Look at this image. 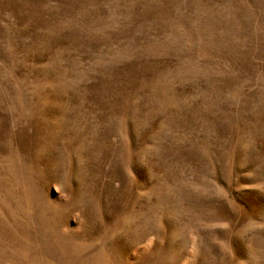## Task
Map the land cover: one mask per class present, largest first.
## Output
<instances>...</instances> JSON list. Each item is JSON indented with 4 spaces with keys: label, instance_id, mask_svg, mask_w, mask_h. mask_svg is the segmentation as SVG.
I'll list each match as a JSON object with an SVG mask.
<instances>
[{
    "label": "rangeland",
    "instance_id": "1",
    "mask_svg": "<svg viewBox=\"0 0 264 264\" xmlns=\"http://www.w3.org/2000/svg\"><path fill=\"white\" fill-rule=\"evenodd\" d=\"M0 264H264V0H0Z\"/></svg>",
    "mask_w": 264,
    "mask_h": 264
}]
</instances>
